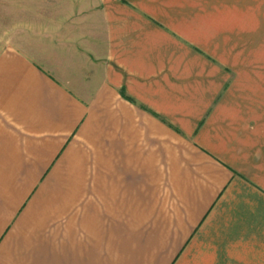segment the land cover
Segmentation results:
<instances>
[{
    "label": "crops",
    "instance_id": "1",
    "mask_svg": "<svg viewBox=\"0 0 264 264\" xmlns=\"http://www.w3.org/2000/svg\"><path fill=\"white\" fill-rule=\"evenodd\" d=\"M19 10L40 22L0 49V264H264V0Z\"/></svg>",
    "mask_w": 264,
    "mask_h": 264
},
{
    "label": "rangeland",
    "instance_id": "2",
    "mask_svg": "<svg viewBox=\"0 0 264 264\" xmlns=\"http://www.w3.org/2000/svg\"><path fill=\"white\" fill-rule=\"evenodd\" d=\"M10 1L11 7L9 6ZM20 3H22V0H0V49L4 48V46L10 45V38L12 37V35L13 37H15L16 35H18V33L22 34L25 25L40 22L38 20L40 19V17L21 15L19 10ZM199 38L200 37L196 33H193V39L195 41H200ZM252 84V86L258 89L259 93L263 94V79L257 78L256 80H252Z\"/></svg>",
    "mask_w": 264,
    "mask_h": 264
}]
</instances>
